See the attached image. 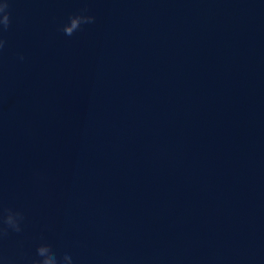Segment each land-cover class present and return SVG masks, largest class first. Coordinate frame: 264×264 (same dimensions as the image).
<instances>
[{
	"label": "water",
	"instance_id": "water-1",
	"mask_svg": "<svg viewBox=\"0 0 264 264\" xmlns=\"http://www.w3.org/2000/svg\"><path fill=\"white\" fill-rule=\"evenodd\" d=\"M81 10L95 22L66 36ZM10 11L0 221L24 219L0 264L42 242L74 264H264V0Z\"/></svg>",
	"mask_w": 264,
	"mask_h": 264
},
{
	"label": "clouds",
	"instance_id": "clouds-1",
	"mask_svg": "<svg viewBox=\"0 0 264 264\" xmlns=\"http://www.w3.org/2000/svg\"><path fill=\"white\" fill-rule=\"evenodd\" d=\"M94 22L95 17L93 15L88 14L87 10H81L69 16L68 22L62 26V31L66 36H72L81 29L82 25ZM10 25V0H3V3H0V52L3 51L7 43L3 34L9 29ZM19 59L23 60V56H20ZM23 219V214L20 211L6 210V215L0 221V236L6 235L9 229L20 232ZM36 255L38 259L32 260L31 264H74L72 257L68 254L58 257L47 242H42L37 246Z\"/></svg>",
	"mask_w": 264,
	"mask_h": 264
}]
</instances>
